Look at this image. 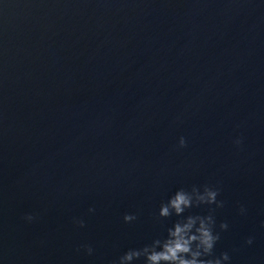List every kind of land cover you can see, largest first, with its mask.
Listing matches in <instances>:
<instances>
[{"label": "water", "instance_id": "water-1", "mask_svg": "<svg viewBox=\"0 0 264 264\" xmlns=\"http://www.w3.org/2000/svg\"><path fill=\"white\" fill-rule=\"evenodd\" d=\"M194 186L264 264V0H0V264H116Z\"/></svg>", "mask_w": 264, "mask_h": 264}, {"label": "clouds", "instance_id": "clouds-1", "mask_svg": "<svg viewBox=\"0 0 264 264\" xmlns=\"http://www.w3.org/2000/svg\"><path fill=\"white\" fill-rule=\"evenodd\" d=\"M240 143L239 140L236 141ZM184 137L179 139L178 146L186 147ZM219 189L204 186L203 191L193 187L191 191L183 188L178 189L165 203L160 205L159 218H168L173 215L182 217L167 230V236L163 239L157 238L151 244L140 249H129L119 257L116 264H131L132 261L143 258L144 264H223L230 259L227 252L221 253L219 257L214 256V248L220 239L219 232L215 231L216 221L211 209L206 216L188 215L184 216L186 210L200 205H215L222 208L224 202L217 199ZM93 211V209H90ZM244 209L241 208V212ZM137 217L134 214H125L123 219L126 223L132 222ZM26 219L31 220L28 216ZM83 226V221L78 222ZM221 231L228 229L227 222L219 225ZM246 243L251 244L252 238ZM89 255L92 254L90 246H84Z\"/></svg>", "mask_w": 264, "mask_h": 264}]
</instances>
